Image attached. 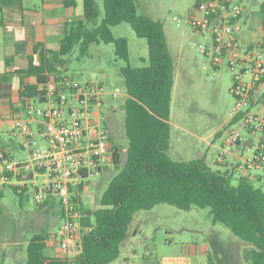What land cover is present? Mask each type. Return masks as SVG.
<instances>
[{"label":"trees","instance_id":"trees-1","mask_svg":"<svg viewBox=\"0 0 264 264\" xmlns=\"http://www.w3.org/2000/svg\"><path fill=\"white\" fill-rule=\"evenodd\" d=\"M23 1L0 0V26L4 9L22 10ZM102 2L103 16L98 21L97 0H82V18L63 24L56 49L34 41L32 52L25 54L26 43L17 42L16 53L26 59V66L0 76L6 81L9 74H16L19 94L33 96L48 74L62 73L59 67L64 64V56L76 44L84 55L91 43H113L115 57L125 61L121 74L127 94L124 102L126 158L119 165L120 155L115 149L112 160L118 171L103 191L100 207L83 210L82 224L92 228L81 237V251L73 258L48 256L45 253L48 234L39 233L27 244L24 264H108L118 257L135 213L160 203L184 210L209 207L212 223L225 225L234 236L251 246L245 250L244 258L250 264H264V186L248 177L235 176L234 168L213 170L203 157L181 160L168 153L174 64L163 22L139 14L137 0ZM62 3L66 8L76 6V0ZM258 14L259 41L264 46V0L258 4ZM121 22H127L136 36L146 39V66L130 65L126 38L113 36L111 27ZM30 77L34 82L25 81ZM12 190L20 195L26 191ZM208 261L212 264L210 254Z\"/></svg>","mask_w":264,"mask_h":264},{"label":"built area","instance_id":"built-area-1","mask_svg":"<svg viewBox=\"0 0 264 264\" xmlns=\"http://www.w3.org/2000/svg\"><path fill=\"white\" fill-rule=\"evenodd\" d=\"M186 20L203 38L193 42L206 59L202 69L215 75L226 66L231 72L234 102L220 130L216 164L264 186L263 45L243 37L244 6L236 0H196ZM38 89L33 96L9 98L6 111L0 107V190L30 189L39 205L57 201L60 256L73 258L92 228L82 224L80 192L113 163L117 148L102 122L108 91L100 80L75 83L65 73L48 74Z\"/></svg>","mask_w":264,"mask_h":264},{"label":"rangeland","instance_id":"rangeland-1","mask_svg":"<svg viewBox=\"0 0 264 264\" xmlns=\"http://www.w3.org/2000/svg\"><path fill=\"white\" fill-rule=\"evenodd\" d=\"M30 1L33 6L41 5V0ZM236 1L244 6L243 37L259 40L261 33L256 21H259L258 4L263 0ZM195 2L196 0H137L136 5L139 14L160 19L168 27L175 51L181 49L182 52L179 61L176 53L173 56L174 74L178 72V82L174 92L172 120L182 124L183 121L184 124L190 121L198 131L204 132L216 127L221 120L225 124L228 122L234 101L228 91L231 83L230 70L223 66L217 74L210 75L202 69L206 59L193 42H202L203 38L186 20V14ZM97 3L99 21L103 16V2L97 0ZM74 8L81 12L82 0H76ZM111 32L114 37L126 38L130 65H147L146 39L136 36L127 22L112 26ZM262 48L264 50V46ZM114 50L113 43H91L86 54L81 55L79 45L76 44L64 56V64L59 69L75 83L100 80L105 84L108 94L104 97L102 113L110 114L114 119L115 134L112 141L117 146L121 165L126 158L128 146L124 128V102L127 94L121 74L125 61L117 59ZM20 66H26L25 58L15 56L9 44H0V76ZM14 75L9 74L8 80H12ZM18 85V81L14 80V90ZM1 138L7 141L8 137L3 135ZM169 155L178 159L173 153ZM229 159L233 158L229 156ZM106 167L100 176L88 182L86 189L81 190L80 203L85 209L93 211L100 207L101 195L118 171L114 163ZM210 167L213 170L221 169L213 163ZM52 210L55 213L60 211L57 201L53 208L45 211L33 201L30 189L22 195L11 188L1 190L0 264L2 261L4 264H18L22 259L25 263L29 240L35 234L55 230L56 225L50 224ZM250 247L234 236L225 225L212 223L209 207L184 210L160 203L151 209L135 213L120 244L118 257L108 264H129L133 255H136L135 264H208L209 254L212 264H250L244 258L245 250Z\"/></svg>","mask_w":264,"mask_h":264},{"label":"crops","instance_id":"crops-1","mask_svg":"<svg viewBox=\"0 0 264 264\" xmlns=\"http://www.w3.org/2000/svg\"><path fill=\"white\" fill-rule=\"evenodd\" d=\"M62 1L63 0H41V5L36 7L33 6L30 0H24L22 3V10L4 9L1 23L2 25L0 26V42L3 41L2 43L6 45L9 44L13 49L15 56L19 57L22 56L21 53H16V43L19 41H24L26 43L25 54L32 52H29V48L32 50L34 41L43 42L46 48L56 49L58 47L59 38L62 35L63 24L69 20L82 18V11L77 12L74 7L66 8L63 6ZM73 9L75 10L74 12ZM163 28L167 48L170 52L172 61L174 53H176V58L179 61L182 56L181 49L175 51V44L173 43L170 30L167 26H165V24H163ZM19 38L20 40H17ZM18 68H21V66ZM177 76L178 72H176L172 89L171 111L169 118L170 147L168 153H173V155L181 160H191L196 157H203L209 166L211 163L216 164V152L221 142L220 134H216L221 130L222 126L225 124V121L221 120L216 127L205 130L204 132H200L190 121H186V124H184L183 121L182 124L172 120L174 92L177 88L178 82ZM13 79L17 80L19 84V77L16 74L14 75ZM12 80L2 81L0 79V90L3 94V99L0 101V107L3 111L8 109V99H15L19 95V85L17 89L14 90V80L13 83ZM25 81L34 82V78H26ZM9 85L10 87H8ZM107 131L110 139L112 140V136H114L115 131L114 134H111L108 129ZM202 143L203 146L200 147ZM229 168L230 167H228V169ZM225 169L227 168L223 166L221 167V170ZM55 202V200L45 201L44 203L40 204V206L45 211H47L48 209L53 208ZM61 220L62 218L60 208V211L57 213L53 211L52 216L50 217V224H55L56 228L53 232H47L48 236L45 240V253L48 256H60L58 241L55 238V233L61 223ZM215 246L217 247L218 245L216 244ZM23 263V259L20 263L18 262V264ZM1 264H4V261H2Z\"/></svg>","mask_w":264,"mask_h":264},{"label":"flooded vegetation","instance_id":"flooded-vegetation-1","mask_svg":"<svg viewBox=\"0 0 264 264\" xmlns=\"http://www.w3.org/2000/svg\"><path fill=\"white\" fill-rule=\"evenodd\" d=\"M102 122L111 134H114V122L110 114L102 113Z\"/></svg>","mask_w":264,"mask_h":264}]
</instances>
